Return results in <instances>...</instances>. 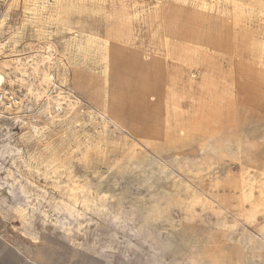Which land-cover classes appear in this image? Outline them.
<instances>
[{
	"label": "rangeland",
	"instance_id": "1",
	"mask_svg": "<svg viewBox=\"0 0 264 264\" xmlns=\"http://www.w3.org/2000/svg\"><path fill=\"white\" fill-rule=\"evenodd\" d=\"M196 1L0 0V264H264L261 17Z\"/></svg>",
	"mask_w": 264,
	"mask_h": 264
},
{
	"label": "crops",
	"instance_id": "2",
	"mask_svg": "<svg viewBox=\"0 0 264 264\" xmlns=\"http://www.w3.org/2000/svg\"><path fill=\"white\" fill-rule=\"evenodd\" d=\"M67 1L68 0H58L59 7L62 10L65 9V7H66L65 4H66ZM183 1L185 3H187V2L189 3V0H183ZM218 1H220V0H217V2ZM232 1H235L237 3H246V4L252 5L253 7H255V10L258 13V16L257 17H261V19H255L253 22L249 21L248 22L249 24H248L247 28L245 27L246 29L244 28V25H243L244 22L238 19L239 24L236 25V27H235L236 28L235 34L233 36H231V37L233 39H235L236 38L235 37L236 36V32L237 31H242L243 29L244 30H247V31L248 30L251 31V30L257 29L260 32L259 34H264V18H263L264 17V0H230V1L223 0V3L225 5L224 8L217 10L216 5L213 6V8H214L213 9V13L214 14L212 13V19L210 18L211 22L213 24H219L220 25L221 23H223V21H224V19H225L226 16H228V17H234L235 15H237V12H238L237 11V7L235 6V4ZM196 2H197V6L198 7L202 4V1H200V0H197ZM168 3L169 2L165 1V5L168 4ZM229 3L232 4V8H230ZM182 11H183L182 6L180 8H178V9H176L175 11H171V8L169 7V9L168 8L167 9H164V17L165 18H168V17H171L172 16L173 18H178V17H180ZM232 19L229 20V26L232 25V24H234ZM80 34L82 36L87 35L85 33H80ZM91 35H97V34H91ZM97 36H99V35H97ZM101 38L102 39H106V40L108 39V40L111 41V43H113V41L111 39H109V38H103V37H101ZM119 41H121V40L119 39ZM116 42L118 43V41H116Z\"/></svg>",
	"mask_w": 264,
	"mask_h": 264
},
{
	"label": "bare ground",
	"instance_id": "3",
	"mask_svg": "<svg viewBox=\"0 0 264 264\" xmlns=\"http://www.w3.org/2000/svg\"><path fill=\"white\" fill-rule=\"evenodd\" d=\"M227 1H230V0H227ZM210 1H208V0H205V5L203 6V7H205V11L202 13V14H204V15H208V14H210L211 12H212V10H213V4H211V3H209ZM258 14V13H257ZM84 37V39H85V46H86V48H88V49H91V50H98V49H100L101 47H105V46H108V44L110 43V40H106V39H102L101 37H99V36H97V35H91V34H87V35H85V36H83ZM73 40L75 39V36H73V38H72ZM70 43H72V42H70ZM70 43H68V45L70 44ZM253 46L255 47V48H258L260 51H257V52H255V53H257L258 55H259V60H254L253 62H254V64H264V39H258V40H254V42H253ZM49 53V52H48ZM47 53V54H48ZM45 56H46V54H45ZM50 57V56H49ZM45 59H47V58H45ZM51 61V60H50ZM103 114V113H102ZM51 164H53L54 165V171L55 172H60L61 171V168H62V166H60V164L59 163H55V161L54 162H51ZM70 170V169H72V168H67V170ZM245 171L247 172V170L245 169ZM69 172H71V170L69 171ZM69 174V173H68ZM70 176V175H69ZM73 177V176H72ZM72 177H70V180L71 181H73L75 184H77L76 183V178H72ZM254 180L255 179H253V178H249L248 180H247V186L250 188V190L252 189V187H253V182H254ZM85 185V184H84ZM81 187V186H80ZM89 189V188H88ZM79 190V189H78ZM86 190H87V187H86ZM250 195H252V193L250 194ZM264 197V196H263ZM193 205V204H192ZM262 205H263V203H262ZM191 208H192V206H191ZM20 215L22 216V217H24V219L27 217V213H25V211L24 210H21L20 212ZM19 215V216H20ZM69 230V229H68Z\"/></svg>",
	"mask_w": 264,
	"mask_h": 264
},
{
	"label": "built area",
	"instance_id": "4",
	"mask_svg": "<svg viewBox=\"0 0 264 264\" xmlns=\"http://www.w3.org/2000/svg\"><path fill=\"white\" fill-rule=\"evenodd\" d=\"M0 100L3 101L6 108L10 109H12L18 102V99L15 95L6 92L0 93Z\"/></svg>",
	"mask_w": 264,
	"mask_h": 264
}]
</instances>
